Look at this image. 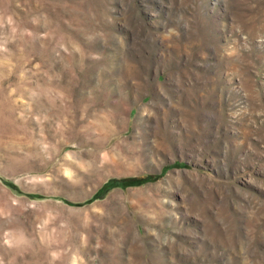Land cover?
Segmentation results:
<instances>
[{
    "label": "rangeland",
    "instance_id": "374dc122",
    "mask_svg": "<svg viewBox=\"0 0 264 264\" xmlns=\"http://www.w3.org/2000/svg\"><path fill=\"white\" fill-rule=\"evenodd\" d=\"M0 264H264V0H0Z\"/></svg>",
    "mask_w": 264,
    "mask_h": 264
}]
</instances>
